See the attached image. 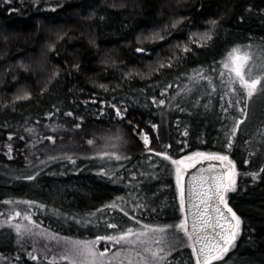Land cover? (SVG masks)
Listing matches in <instances>:
<instances>
[{
	"label": "trees",
	"instance_id": "1",
	"mask_svg": "<svg viewBox=\"0 0 264 264\" xmlns=\"http://www.w3.org/2000/svg\"><path fill=\"white\" fill-rule=\"evenodd\" d=\"M180 17L184 20L171 30L172 22ZM217 19L219 24L212 29L209 21ZM165 28L171 35L164 41L144 39L155 31L164 34L161 30ZM190 33L199 43L190 45L192 52L180 66L153 72L159 62L175 53L177 41H188ZM204 33L212 40L205 39ZM140 46L154 51L144 56L135 50ZM234 46L251 48L253 67H263L264 0H0V219L13 211L29 213V207L44 228L62 236L93 238L104 234L101 228L79 221L117 196L132 193L129 204L144 202L135 200L140 193L127 184L128 180L141 179L139 174L132 177L119 167L120 162L93 158L104 147L101 142L105 135L111 138L118 133L122 137L119 152L132 157L131 163L123 162L129 171L136 170L133 165H144L140 172L151 170L141 155L142 140L127 120L139 125L138 132H149L158 150L170 143L168 151L174 157L193 150H222L219 96L214 93L206 97L204 82L196 77L199 84L194 83L192 73L201 66L207 69L213 61L220 62L219 70L224 72L222 62ZM130 71L140 75L125 78ZM164 84L173 87L161 97ZM42 88H46L43 94ZM23 91H31L32 98L15 101ZM217 91L223 94L227 88L218 85ZM152 96L165 99L166 104L157 107L151 102ZM93 99L96 103L91 102ZM261 99L255 109L249 105L248 118L229 153L240 175L237 189L229 192L228 199L243 223L235 255L229 253L228 264H264V172L259 171L264 168V96ZM85 100L90 102L84 104ZM100 100L126 106L125 120H118L114 110L104 108ZM100 108H104L103 115L97 114ZM69 111L75 116L65 115ZM49 113L55 115L50 117ZM79 116L84 117L83 127L74 129ZM58 124L64 127L52 132ZM151 124L160 125V142ZM185 129L187 137L183 135ZM51 135L57 136L55 144L44 139ZM88 139L95 143L89 145ZM184 140L188 147L181 152L179 146ZM65 154L79 157L76 165L62 158L49 160ZM101 168L114 169L124 183H113ZM38 171L36 180L23 179ZM257 172L258 177L245 174ZM157 175L160 180L146 181L143 193L151 203L156 186L162 212L159 217L145 213L144 222L177 223L182 212L174 172L161 170ZM9 200L14 203H7ZM27 200L38 203L29 206L23 203ZM17 240L14 228L0 227V264H52L43 255L35 261L27 255L33 247L30 236L25 235L19 243ZM179 252L183 264H194L189 259L190 247ZM172 256L181 259L176 251Z\"/></svg>",
	"mask_w": 264,
	"mask_h": 264
},
{
	"label": "snow or ice",
	"instance_id": "2",
	"mask_svg": "<svg viewBox=\"0 0 264 264\" xmlns=\"http://www.w3.org/2000/svg\"><path fill=\"white\" fill-rule=\"evenodd\" d=\"M183 20L184 17L174 20L171 30H175L177 25ZM209 24L212 29H215L219 24V20H211ZM171 30L162 29L161 31L164 34H161L160 31H155L144 39L153 43L164 41L166 37L171 35ZM192 35L191 33L189 34V39L186 43L181 44L177 41L174 45L175 53L159 62L152 71L163 72L164 69L179 67L182 60L192 52L190 45L199 43V41L192 40ZM57 38L62 39L61 36ZM204 38L209 41L212 40V36L207 33H204ZM169 43L171 44V42ZM200 46L203 47L204 45L201 44ZM50 47L54 50L55 44L50 45ZM161 47H165V45H161ZM248 47H251V45ZM135 50L144 56H149L154 51L143 46L137 47ZM250 60H252L250 55L240 54V46H234L229 50L227 60L222 62L223 68L227 70L226 72L219 70L220 62L213 61L212 64L208 65L207 69L201 66L192 73L194 83L198 85L199 81L204 82V95L206 97H211L215 93L219 96V100L224 101L223 104H220L219 100L217 101L218 106L222 110V150H193L179 157H174L168 151V149L172 148L170 143L164 145L163 150H158L153 146L152 136L149 135V132H138L139 125H133L131 120H127L133 132L142 140L143 151L141 155L145 156V161L151 167V170L140 172V168L144 167V165H133L136 170L129 171L123 162L131 163L132 157L126 154L122 155L118 150L122 137L107 138L108 142L93 158L120 162L119 167L132 177H137L139 174L141 179H137L135 182L128 180L127 184L132 186L134 192L140 193L135 197V200L144 202L129 204V198L132 193H129L127 197L117 196L103 204L102 207L97 208L94 212H89L87 217L81 218L79 221L84 226L95 225L101 228L104 234H97L94 239L84 240L61 237L58 232L46 231L41 222L33 219L31 213L21 211H13L6 219L0 221V227L8 225L14 228L18 236V243L25 235L30 237L42 236L54 246L64 249L59 257L52 256V264H56L57 259L67 261L68 264H183V254L179 252V249L184 247H190L189 259H193L194 264H228V260L231 259L229 253L231 252L235 255L233 250L236 248V242L241 235V225L243 223L241 216L233 209L228 199L229 192L236 191L237 179L240 175L236 161L229 153L236 145L237 134L241 132V125L248 118L249 103L254 97L264 96V71L253 73L249 65ZM73 67L79 70L78 64H74ZM55 75H59V72L55 73ZM139 75L140 73L138 72L130 71L125 73L124 77L131 79ZM225 76H227L226 80ZM196 77H199V81L195 80ZM177 79H179V76H177ZM218 85L220 88L226 87L227 91L221 94L217 91ZM99 87L108 91L107 86L104 84H100ZM172 87V84H164V91L160 93L161 97ZM40 91L43 94L46 88H42ZM32 95L31 91H23L21 94L16 95L14 100H30ZM89 102L85 100L83 103L88 104ZM91 102L96 103V100L93 99ZM151 102L157 107L166 104L165 99H157L156 96L151 97ZM99 103L104 108L114 110L113 114L118 120H125L128 113L126 106L121 108L107 100H100ZM208 106V104L204 105L206 109ZM53 107L55 108V105ZM104 108L98 109L97 114L103 115ZM177 108L180 111H184L183 108L179 107V104H177ZM56 111L59 112L60 109L57 108ZM237 112L239 113L238 117L235 115ZM54 115L55 113H49L50 117ZM65 115L69 117L75 116L71 111L65 113ZM75 119L74 129H81L84 117L79 116ZM63 127V124H58L51 131L55 133ZM159 127V124H151V128L157 130L154 133L157 142H160ZM28 131L31 132L32 129H28ZM183 135L185 137L188 136L186 129ZM44 139L55 144L57 136H46ZM86 142L89 145L95 143L93 139H88ZM187 147V140L181 141L179 151L185 152ZM61 158L69 161L72 165H76L79 157L65 154L62 157H49V160L55 161ZM156 158L159 159L157 160ZM41 163L46 164L47 161H41ZM191 169H197V171L190 172ZM161 170L174 172L175 186L179 191L178 207L183 213L182 218L178 217V223L144 222L145 213L155 214L156 217H159L162 212L156 186H153L152 189L153 199L151 203L145 199L147 194L143 193V187L147 186L146 181L160 180L157 173ZM259 171L264 172V168ZM100 172L105 176H111L113 183H124L120 174L114 169L101 168ZM245 174L253 177L259 176L258 172ZM37 175H39V171L35 174L25 175L23 179L34 181ZM189 176L191 178V203L193 209L191 219H189L186 207L185 178ZM164 187H167V185H164ZM7 203L12 204L14 201L9 200ZM23 203L35 206L38 202L27 200L23 201ZM152 203H155L156 207H153ZM39 207L45 208L46 205L39 204ZM21 216L29 223H12V221ZM88 217H96V219ZM72 219L76 220L77 217L73 216ZM101 242H104L103 248L100 247ZM174 251L180 255L181 259L179 261L172 256ZM27 255L34 261L40 260V257L32 252H28ZM47 259V245H45L44 260Z\"/></svg>",
	"mask_w": 264,
	"mask_h": 264
},
{
	"label": "rangeland",
	"instance_id": "3",
	"mask_svg": "<svg viewBox=\"0 0 264 264\" xmlns=\"http://www.w3.org/2000/svg\"><path fill=\"white\" fill-rule=\"evenodd\" d=\"M47 1H56V2H59V1H63V0H47ZM240 54H248V55H250L251 57H252V60H250L249 61V65H250V67H251V69H252V72L253 73H257V72H260V71H264V60L263 61H261L262 62V64H263V67H253V54L251 53V48H245V47H240ZM227 58H228V55L226 56V58L224 59V61H226L227 60ZM223 61V62H224ZM253 67V68H252ZM222 69H223V71L224 72H226L227 70L226 69H224L223 68V65H222ZM263 96H257V97H255L250 103H249V105L251 106V108L252 109H255L258 105H259V103H260V101H262V98ZM106 137H104L103 139H104V141L103 142H101V143H104V144H106L107 142H108V140H107V136H109V134H107V135H105ZM116 136H119V134L117 133V135ZM111 138H114V136H111ZM121 147H122V142L120 143V146H119V149H121ZM118 149V150H119ZM99 150V149H98ZM174 180H175V176H174ZM177 189V192H178V198H179V191H178V188H176ZM28 211H29V213H31V210H30V208L28 207V208H26ZM54 209V208H53ZM28 213V212H27ZM56 213V212H55ZM182 216H183V213H182V215H181V218H182ZM8 217V215H5V216H3V217H1V219H0V221H3L4 219H6ZM33 219H34V217H33ZM179 222V221H178ZM177 222V223H178ZM12 223H29L28 221H25L24 220V218H23V216H21V217H18L16 220H14V221H12ZM145 223H147V222H145ZM149 223V222H148ZM45 226H43V228H44ZM46 231H48V232H52V231H49L47 228H44ZM54 233V232H53ZM61 237H71V236H62V235H60ZM73 239H81V240H84V239H94V237L93 238H81V237H72ZM30 239H31V242L33 243V247H32V249H29V251L28 252H32L34 255H37V256H40V255H43V256H45V245H47V255H48V258H49V260H51L52 261V256L53 255H55V256H57V257H59V255L60 254H62V252L64 251V249H62V248H60V247H56V246H54V244H52V243H50V242H48L44 237H42V236H37V237H30ZM100 247L101 248H103L104 247V242H101V244H100ZM57 261H60L59 259H57ZM61 262H66L67 264H68V262L67 261H61Z\"/></svg>",
	"mask_w": 264,
	"mask_h": 264
},
{
	"label": "water",
	"instance_id": "4",
	"mask_svg": "<svg viewBox=\"0 0 264 264\" xmlns=\"http://www.w3.org/2000/svg\"><path fill=\"white\" fill-rule=\"evenodd\" d=\"M195 171H197V169H191L190 170V172H195ZM185 179H186V200H187L186 207H187L189 219H191L192 212H193L192 203H191V201H192V196H191V178L189 176V177H186Z\"/></svg>",
	"mask_w": 264,
	"mask_h": 264
}]
</instances>
